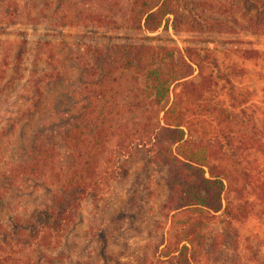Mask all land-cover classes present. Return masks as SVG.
<instances>
[{"label": "rangeland", "instance_id": "rangeland-1", "mask_svg": "<svg viewBox=\"0 0 264 264\" xmlns=\"http://www.w3.org/2000/svg\"><path fill=\"white\" fill-rule=\"evenodd\" d=\"M132 1L0 3V189L11 171L32 155L36 142L53 141L60 152L58 162H65L61 137L82 113L86 96L97 91L98 86L87 84L99 82L108 72L113 75L106 80L110 93H117L116 122L122 126L133 116L140 118V87L118 65L110 69V58L124 47L169 43L187 55L196 50L204 60L192 65L187 83L195 85L198 98L189 100L187 107L223 111L232 120L235 139L250 131L251 124L242 123L246 119L264 127V33L248 27L243 0H176L177 21L182 23L174 32L173 17L168 16V31L160 28L155 33L133 27ZM248 49L259 56H242L241 51ZM217 113L208 118L207 130L222 142L227 123L222 124ZM116 145L128 154L127 173L122 177L114 170L116 162L104 166L107 159L97 158L101 161V175L94 179L97 196L83 199L58 239L63 264H145L167 229L168 221L160 214H167L161 207L169 193L155 147L113 136L108 151ZM248 153L249 160L256 157L264 166L254 148ZM244 186L226 194L227 208L209 228L211 234L226 233L224 250L208 261L202 259V264H264V212L251 187ZM8 190L4 196L0 191L1 204L9 206L0 208L1 230H9L13 214L24 218L50 206L55 188L47 177L25 173ZM41 251L32 246L14 255L29 264H46L48 254Z\"/></svg>", "mask_w": 264, "mask_h": 264}, {"label": "trees", "instance_id": "trees-1", "mask_svg": "<svg viewBox=\"0 0 264 264\" xmlns=\"http://www.w3.org/2000/svg\"><path fill=\"white\" fill-rule=\"evenodd\" d=\"M5 1L9 0L0 3ZM175 2L133 0L130 9L133 27L148 33L160 28L167 32L170 21L167 17L171 16V26L176 32L177 24L182 22L177 21ZM243 8L249 13L248 27L257 34L264 33V0H243ZM124 48L110 58L113 60L110 69L118 65L120 70L131 74L132 84L140 87L143 109L140 120L133 116L131 122L122 126L116 122L120 117L114 109L117 93L115 96L110 93L106 81L113 76L110 72L99 82L87 84L98 88L86 96L82 113L61 137L65 162H58L60 152L55 150L52 140L36 142L32 155L11 171L7 185L0 189L4 196L8 187L25 173L45 176L55 188L50 206L24 218L13 214L8 220L9 230L0 227V264H29L18 255L32 246L41 248V255L48 254L46 264H63L58 239L68 229L83 199L97 196L94 179L101 175V161L97 158L107 159L104 166L116 162L114 170L120 176L127 173L129 157L122 145L108 151L113 136L155 147V156L164 168L169 194L161 207L167 214L160 217L168 221V226L145 264H202V259L208 261L222 252L226 233L211 234L209 228L224 214L229 203L225 196L231 190L245 188L244 185L251 187L264 212V166L256 157L248 159L250 147L264 158V127L255 119H246L242 123H250V131L235 139L232 120L223 111L217 113L214 107L205 106L199 112L187 107L189 100L198 98L195 85L187 83L192 65L202 62L200 58L204 60L196 50H189L187 55L169 43ZM241 54L248 59L259 56V52L249 49ZM115 81L114 77L112 82ZM216 113L222 117V124L227 123L222 130V142L207 130L211 122L208 118ZM120 157L122 161L117 160ZM1 198L2 209L8 204H1ZM234 239L230 234L229 246L233 247Z\"/></svg>", "mask_w": 264, "mask_h": 264}]
</instances>
